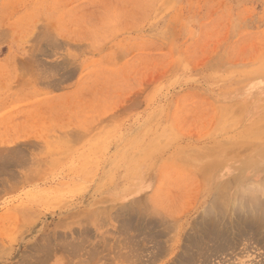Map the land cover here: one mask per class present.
<instances>
[{
    "label": "rangeland",
    "instance_id": "374dc122",
    "mask_svg": "<svg viewBox=\"0 0 264 264\" xmlns=\"http://www.w3.org/2000/svg\"><path fill=\"white\" fill-rule=\"evenodd\" d=\"M187 259L264 264V0H0V264Z\"/></svg>",
    "mask_w": 264,
    "mask_h": 264
},
{
    "label": "bare ground",
    "instance_id": "6f19581e",
    "mask_svg": "<svg viewBox=\"0 0 264 264\" xmlns=\"http://www.w3.org/2000/svg\"><path fill=\"white\" fill-rule=\"evenodd\" d=\"M12 156H13V155H12ZM221 188H222V187H221ZM245 189H246V188H245ZM247 189H248V188H247ZM250 190H253V189H250ZM255 190H256V189H255ZM261 190H262V189H261ZM247 191H249V190H247ZM222 193H223V192H222ZM245 194H246V193H245ZM249 194H250V193H249ZM254 194H255V193H254ZM254 215H255V214H254ZM219 217H220V216H219ZM242 222H243V221H242ZM210 231H211V230H210ZM213 233H214V232H213ZM125 234H126V233H125ZM221 235H222V233H221ZM221 235H220V237H221ZM213 237H214V236H213ZM214 239H215V238H214ZM217 239H218V238H217ZM260 239H261V238H260ZM215 240H216V239H215ZM219 240H220V239H219ZM222 240H225V239H221V241H222ZM225 241H226V240H225ZM220 243L222 244V242H220ZM223 243H224V242H223ZM220 247H221V246H220ZM220 247H219V248H220ZM226 247H227V246H226ZM219 248H218V249H219ZM219 250H220V249H219ZM226 250H227V249H226ZM232 250H233V249H232ZM96 251H97V250H96ZM195 251H196V250H195ZM199 251H200V250H199ZM75 252H76V251H75ZM217 252H218V251H217ZM220 252H221V251H220ZM223 252H224V251H223ZM92 253H93V251H92ZM135 253H136V252H135ZM201 253H202V252H201ZM227 253H228V252H227ZM229 254H230V253H229ZM93 255H94V254H93ZM198 256H199V255H198ZM125 259H126V258H125ZM178 259H180V258H178ZM188 259H189V258H188ZM188 259H187V261L184 260V263H183V264H192V263L194 262V261H193V262L191 261V262H192V263H191V262L188 261ZM190 259H191V258H190ZM190 259H189V260H190ZM193 259L195 260L194 257H193ZM180 260H181V259H180ZM207 260H208V259H207ZM131 261H132V260H131ZM196 261H197V260H196ZM123 262H124V261H123ZM197 262H198V261H197ZM202 263H203V262H202ZM178 264H181V263L178 262ZM193 264H195V262H194Z\"/></svg>",
    "mask_w": 264,
    "mask_h": 264
},
{
    "label": "crops",
    "instance_id": "0c3cea01",
    "mask_svg": "<svg viewBox=\"0 0 264 264\" xmlns=\"http://www.w3.org/2000/svg\"><path fill=\"white\" fill-rule=\"evenodd\" d=\"M52 98V97H51Z\"/></svg>",
    "mask_w": 264,
    "mask_h": 264
}]
</instances>
